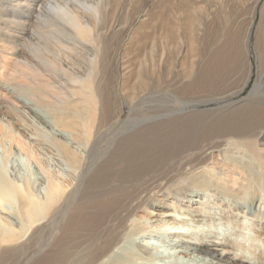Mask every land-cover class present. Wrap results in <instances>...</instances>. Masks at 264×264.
<instances>
[{"label": "bare ground", "instance_id": "bare-ground-1", "mask_svg": "<svg viewBox=\"0 0 264 264\" xmlns=\"http://www.w3.org/2000/svg\"><path fill=\"white\" fill-rule=\"evenodd\" d=\"M45 1L0 0V78L25 88L31 100L23 98L24 104L63 126V162L72 177L63 176V185L55 178L44 180L41 194L24 186L21 174L9 176L0 163V264H12L20 255L23 264H32L35 240L48 228L60 230L56 219L61 211L63 264H161L157 247L145 240L158 229L141 224L139 214L157 211L160 226L167 225L180 252L208 256L211 264H264V4L255 31L257 71L249 96L225 113L189 111L135 135L110 127L121 114L106 110L107 99L98 90L113 76L114 59L107 52L112 23L107 27L102 21L114 0L48 1L43 11ZM177 1L166 0L164 9ZM187 2L186 14L191 9ZM257 4L248 5L250 12L242 19L248 22L234 46L213 48L212 38L208 46L198 47L191 39V82L179 87L183 96L192 95L188 105L204 92H218L222 99L249 86ZM224 12L236 22L232 9ZM33 33L35 43L28 40ZM81 52L90 56L86 76H62L58 61L69 65L75 60L71 54ZM239 70L240 77L223 90L229 74ZM136 117L130 111L125 123ZM218 195L223 207L212 205ZM246 215L253 216L263 246V252L253 250L254 259L235 253L241 245L240 218ZM207 221L220 227L202 237L188 228L179 230L180 222L185 227ZM41 258V264L55 262V257Z\"/></svg>", "mask_w": 264, "mask_h": 264}, {"label": "rangeland", "instance_id": "rangeland-1", "mask_svg": "<svg viewBox=\"0 0 264 264\" xmlns=\"http://www.w3.org/2000/svg\"><path fill=\"white\" fill-rule=\"evenodd\" d=\"M185 1L178 0L176 5L168 9H164L166 0H114L110 2L111 5L108 6L102 24L106 23L109 27L112 23L109 27L107 52L114 59L111 68L113 76L109 82L98 86V90L100 95H104L107 99L106 110L121 114V120L112 124L111 128L143 135L147 129L169 123L181 113L195 111L202 115L212 116L216 113H225L233 109L237 102L243 101L252 91L257 71L255 49H253L255 31L261 18L264 0H258L254 22L251 26L250 47L254 68L249 86L239 94L228 95L222 99H219L218 92H204L201 95L205 96L189 105L187 101L192 95L183 96L179 87L183 83L191 82L189 78V67L192 60L190 56L191 39L196 40L198 47L208 46L210 43L208 39L212 38L215 39L213 48L221 45L234 46L242 38L243 25L248 22L247 19L244 22L242 19L248 16L247 13L250 12L248 5L250 6L254 0H241L240 2L236 0H188L191 11L189 10L187 14L183 10ZM47 2L50 5L55 0H46L42 6L43 11H46L49 6ZM229 8L234 11L233 17L236 22L233 18H228L224 12ZM28 25L31 30L34 25L37 26L36 20ZM114 25L116 26L113 27ZM31 35L29 42H37L36 34ZM71 56L75 60L69 65L63 66L62 61H58V67L62 69L61 75L64 74L67 78L70 76L84 78L88 71L90 56L85 52L73 53ZM241 71H233L229 74L223 90L228 89L233 84V80L240 77ZM23 98H27L28 102L31 100L25 88L5 84L0 78V163L8 168L9 176L20 177L22 175L23 183L26 182L24 186L31 185L34 188L30 186V189L39 190L42 194L46 179L47 181L50 178L58 179L63 185V176L72 177L69 172L70 168L63 162V126L48 117L43 110H33L30 106H26ZM130 111H133L137 117L130 124H126L125 120ZM186 183L187 181L184 184ZM197 193L204 196L201 189ZM223 200L224 198L218 195L214 198L212 205L219 203L220 207H223ZM220 207H218L217 215L221 212ZM160 213L161 211L151 215L146 212L139 213L140 220L143 217L141 224H148L151 230L152 228L159 230L154 231V234H148L145 240L150 241L154 248L157 247L155 250L163 256L164 259L159 260L160 263L211 264L208 256H194L193 253L180 252L166 231L165 226L167 225L160 226ZM175 214L179 215L178 212ZM246 218L251 220L247 219V221ZM246 218H240L241 223L238 226L241 234L238 239L240 240L242 234L249 229L252 239L246 244H241V248L236 246L235 253L241 257L250 256L254 259L256 251L253 252V250L257 248L258 252H263V246L256 236V229L252 224L253 216L246 215ZM57 219L56 223L61 222L62 224L59 231L56 230L57 227L48 228L35 240L31 256L32 264H41L43 262L41 257L45 256L55 257L53 264L56 262V264H63V211L58 214ZM180 223L179 230L188 228L189 233L196 232L201 237L207 236L208 233L213 234L216 228L220 227L209 221L204 226L196 223L183 227L184 224ZM173 226L174 224L169 223L168 229L173 230ZM224 228L222 227L221 230L223 231ZM19 257L20 259L17 258L12 264H23V256Z\"/></svg>", "mask_w": 264, "mask_h": 264}, {"label": "clouds", "instance_id": "clouds-1", "mask_svg": "<svg viewBox=\"0 0 264 264\" xmlns=\"http://www.w3.org/2000/svg\"><path fill=\"white\" fill-rule=\"evenodd\" d=\"M251 239H252L251 230L249 229V231H247V232L242 234V238L238 242L241 243V244H246Z\"/></svg>", "mask_w": 264, "mask_h": 264}]
</instances>
